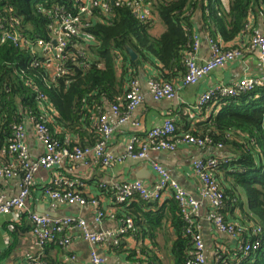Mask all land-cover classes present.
Returning a JSON list of instances; mask_svg holds the SVG:
<instances>
[{
    "label": "trees",
    "instance_id": "1",
    "mask_svg": "<svg viewBox=\"0 0 264 264\" xmlns=\"http://www.w3.org/2000/svg\"><path fill=\"white\" fill-rule=\"evenodd\" d=\"M145 3L152 16L145 21L139 20L126 5H113L108 18L94 12L90 27L74 38L67 50L66 74L52 77L44 67L33 65L34 60L41 61L38 55L16 49L9 41L2 43L3 32L17 30L30 40L51 41L49 27L56 10L73 9L74 0H0L4 25V30L0 29V167L8 165L3 160L11 157L9 148L15 128L30 117L44 116L39 95L45 96V105L50 108L47 125L55 139L69 149L92 148L101 140L97 131L99 118L107 113L108 107L126 103L130 80L136 79L133 76L129 80L128 70L149 65L158 69L159 76L153 78L161 83L175 85L183 80L187 59L193 53L198 14L209 38L232 44L227 47L233 49L241 48L242 43H234L247 32L251 37L257 33L252 22L264 15V0H145ZM156 22L165 28L158 37L152 34ZM130 49L138 55L137 60L131 59ZM219 100L222 110L205 124V133L186 134L209 138L212 147L228 150L230 160L218 158L221 165L217 173L222 171L229 177L227 186L220 183L225 194L222 214L226 216L230 209H245L241 224L237 223L241 228L238 238L242 244L260 242V247L249 253L240 249L226 254L219 252L211 264H264V87L237 98ZM69 135L77 136L79 142L69 141ZM103 191L112 192L108 187ZM133 202L120 206L127 214L125 217L132 218L137 227V232L134 230L125 237L135 234L137 240L156 239L154 232L161 227L164 216L153 217L142 226L139 214L144 213L143 207L153 205L139 198ZM162 207V211L169 210L167 219L176 236L173 246L168 248L173 264H189L194 258L195 241L186 233L188 225L174 200H167ZM254 229L262 233L255 234ZM63 236L42 247L57 244L65 250L60 244L66 238ZM156 250L162 252L163 248L129 250L128 259L132 264H163Z\"/></svg>",
    "mask_w": 264,
    "mask_h": 264
},
{
    "label": "built area",
    "instance_id": "2",
    "mask_svg": "<svg viewBox=\"0 0 264 264\" xmlns=\"http://www.w3.org/2000/svg\"><path fill=\"white\" fill-rule=\"evenodd\" d=\"M126 5L130 7L134 15L141 21L152 18L150 9L145 0H74V8L71 10H56L55 17L50 24L53 35L51 41L41 39L30 40L17 30L10 32L4 30L3 20L0 18V29L4 30L2 43L11 42L16 49L30 50L33 55H38L39 59L34 60V66H42L49 71L52 77H61L66 74L64 67L67 59V50L74 38H79L81 34L90 27L94 12L98 11L108 18L112 14V6ZM201 39L195 35L193 53L187 59V73L182 80L183 86H195L202 80L210 76L216 70L225 68L228 64L243 58L246 54H255L264 64V33H256L248 44L241 48H229L219 40L208 38L209 58L206 62L199 63L197 53L200 49ZM87 66V65H85ZM150 94L156 102L162 100L173 101L177 98L175 85L161 83L156 78H150L147 82ZM264 87V74L260 78H245L230 87L217 86L203 93L196 104L197 110H203L213 100L220 98L222 101L227 98H237L242 94H249L258 88ZM44 116L41 119L30 117L25 123L15 128L14 140L9 148V153L14 161L8 165L0 167V182L11 180L21 176L19 193L11 198L0 194V216L8 215L15 211H26L28 201L35 185V178L41 170H51L56 166L69 162L72 169H76L78 164L85 166L94 163L103 168H109L113 164L123 163L126 160L151 161L152 154L174 153L180 146H192L200 150L212 147V140L209 138H196L192 134H179L175 119L168 118L161 126L155 127L146 132L144 138L134 137L126 147V151L121 156H115L109 150V143L113 139L116 131L126 125L133 113L143 106L145 96L142 93L140 82L132 79L128 85L125 105H113L111 112L116 118L114 124L109 122V115L103 114L98 120L97 131L101 135V140L92 148L75 147L72 149L63 147L55 139L48 127L51 116L45 105L46 98L39 95ZM33 127L36 138L44 147V153L37 159H33L27 140V126ZM139 127V123H135ZM222 150L223 147H217ZM152 168L158 174V181L153 191H149L142 181L130 183H116L112 186L114 199L117 206H122L140 199L144 202L164 203L169 199L174 200L180 209V213L188 225L187 235L192 236L195 241V254L189 264H209L202 228L197 221L201 210V201L209 203L212 211L209 221L221 233L238 240L241 230L238 225L230 223L222 214L225 202V194L215 177V173L221 165V161L215 157L202 158L194 161L193 168L201 181L200 200L189 195L178 182L172 179L170 173L156 162L151 161ZM79 181L70 177H60L54 183L52 189L47 191L52 200L65 205H98L96 199L87 200L79 187ZM101 188H107L101 185ZM32 224V236L36 242L43 246L49 242L59 240V237L67 230H78L85 242L91 245L101 244L107 240H118L129 235L135 228L132 218L123 217L118 221L121 226L115 231L95 232L87 220L77 217L53 218L41 215L36 212L27 211ZM105 219L117 220L116 213H107L99 210L95 217L97 223ZM14 230V225L9 227ZM255 234H261L260 229H254ZM9 239L7 240V242ZM65 248L70 246L69 238L60 242ZM260 247V242L254 244H242L241 252L249 253L256 251ZM75 261L76 257L72 256ZM219 260V259H218ZM104 257L93 250L88 264H106Z\"/></svg>",
    "mask_w": 264,
    "mask_h": 264
},
{
    "label": "crops",
    "instance_id": "3",
    "mask_svg": "<svg viewBox=\"0 0 264 264\" xmlns=\"http://www.w3.org/2000/svg\"><path fill=\"white\" fill-rule=\"evenodd\" d=\"M252 27H255L257 33H264V15H259L256 22L253 20ZM164 31V26L156 22L152 34L158 37ZM195 35L201 39L200 49L197 53L199 63L206 62L209 58V35L203 28L200 14L195 18ZM251 36L250 32H247L234 45L248 44L252 39ZM219 41L223 42L221 39ZM229 45L232 44H225V46ZM263 74L264 64L255 54H246L243 58L228 64L225 68L216 70L195 86L185 87L181 79L175 84L177 89L175 100L156 102L150 94L147 82L150 78L159 76L158 69L149 65L134 70L130 69L128 70V78L130 80V77L134 76L140 82L142 93L145 96V103L133 113L126 125L116 131L109 143V150L115 156L123 155L132 138H144L146 132L161 126L168 118L175 119L179 134L197 133L202 135L205 133V124L221 112L222 105L215 101L205 111L197 110L196 104L200 96L213 87L221 85L230 87L242 79L260 78ZM119 76H122V69L119 70ZM107 114L109 115V122L114 124L116 118L109 107ZM135 123H139L140 126H135ZM27 137L31 157L33 159L39 158L44 153V147L38 142L35 131L30 125L27 126ZM67 139L74 143L79 142V138L75 135H69ZM209 157L224 160H230L231 158L225 148L219 150L215 147H208L200 150L196 147L183 145L174 153L152 154L151 161L163 166L170 173L172 179L178 182L189 195L200 200L201 181L194 171L193 163L196 160ZM4 159V164L14 161L13 157ZM151 161L126 160L123 163L113 164L109 168H103L94 163L87 166L78 164L74 170L69 162H64L51 170H41L35 178V185L28 201L27 210L15 211L0 216V264H41L43 261L50 264H88L93 250L106 259V264H132L128 259V251H140V247L163 248L162 252L156 250L160 260L163 264H173L171 250H168V248L170 249L173 246L176 236L171 221L167 219L169 210L162 211L164 203L157 206L156 202H151L153 206L143 207L144 213L139 214L142 226H146L147 221L153 217L164 216L161 224H159L161 227L158 226V229L154 232L156 237L154 240H150L148 237H141L140 240H137L134 234L124 237V239L122 237L118 242L107 240L101 244L91 245L83 240L80 231L74 229L67 230L64 233L63 237L70 240V246L64 250L57 244L40 246L29 230L30 228L32 230V224L29 217H27V211L53 218H83L88 221L90 228L95 232L117 230L121 226L118 220L127 214L122 207L117 206L113 191H103L100 186L105 185L112 190V186L116 183H130L140 180L149 191H153L158 181V174L152 168ZM60 177H70L79 181L81 184L79 190L82 194L90 200L96 199L98 205L81 207L79 205L60 204L52 200L47 191L53 188L54 183ZM215 177L219 183L222 182L227 186L229 177L224 175L222 171L216 172ZM20 183V175L11 180H2L0 182V194L7 198L16 196L20 190ZM135 209L137 208L135 207ZM99 210L116 213L117 220L105 219L101 223H97L95 217ZM211 211L212 208L209 203L201 201V210L197 221L202 228L206 256L210 264L219 252L224 254L230 251L233 252L235 249H240L242 245L240 239H233L216 230L208 219ZM243 211L246 212L245 209ZM243 211L238 208L230 209L225 217L230 223L241 224L239 220L244 218ZM11 225H14V231L9 229ZM134 230L137 232V227ZM138 235L141 236L139 232ZM71 256H75L76 260H71Z\"/></svg>",
    "mask_w": 264,
    "mask_h": 264
},
{
    "label": "water",
    "instance_id": "4",
    "mask_svg": "<svg viewBox=\"0 0 264 264\" xmlns=\"http://www.w3.org/2000/svg\"><path fill=\"white\" fill-rule=\"evenodd\" d=\"M129 54H130V57L133 61L137 60L138 59V55L133 51V50H129Z\"/></svg>",
    "mask_w": 264,
    "mask_h": 264
},
{
    "label": "rangeland",
    "instance_id": "5",
    "mask_svg": "<svg viewBox=\"0 0 264 264\" xmlns=\"http://www.w3.org/2000/svg\"><path fill=\"white\" fill-rule=\"evenodd\" d=\"M162 31H163V27H162Z\"/></svg>",
    "mask_w": 264,
    "mask_h": 264
}]
</instances>
